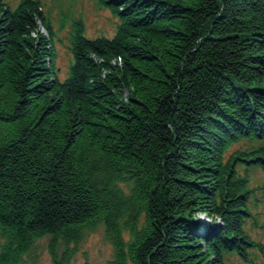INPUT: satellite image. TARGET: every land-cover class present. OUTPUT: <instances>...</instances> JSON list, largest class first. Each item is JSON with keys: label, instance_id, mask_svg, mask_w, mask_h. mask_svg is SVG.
<instances>
[{"label": "trees", "instance_id": "trees-1", "mask_svg": "<svg viewBox=\"0 0 264 264\" xmlns=\"http://www.w3.org/2000/svg\"><path fill=\"white\" fill-rule=\"evenodd\" d=\"M96 5L115 35L87 38L74 18L61 79L41 2L0 0V264L43 237L59 264L56 242L99 224L109 264L250 262L264 252L247 229L264 196L250 178L264 176V0Z\"/></svg>", "mask_w": 264, "mask_h": 264}, {"label": "rangeland", "instance_id": "rangeland-1", "mask_svg": "<svg viewBox=\"0 0 264 264\" xmlns=\"http://www.w3.org/2000/svg\"><path fill=\"white\" fill-rule=\"evenodd\" d=\"M43 11L46 14L51 27L56 33V51L58 54V68L61 79L68 77L72 55L69 50V34L71 21L80 18L84 23L85 36L87 38L105 37L111 39L116 32L118 20L108 10L101 9L96 5V0H39ZM12 9H16L21 0H6ZM39 31L47 35V31L38 22ZM251 183L255 187L264 184V176L258 170L250 171ZM124 187V185H122ZM259 200L254 209L256 216L255 223L249 222L248 231L254 242L264 246V196L262 191L256 193ZM204 217L197 219L203 227L212 231L215 224H211ZM126 236V234H124ZM49 237L37 240L29 252L22 256L21 264H53L50 254ZM56 261H64V256L68 257L65 264H109L113 257V249L105 237V230L102 224L92 229L84 230L80 239L76 243L66 245L62 241L56 242ZM250 262H245L237 255L228 256L227 264H264V252L252 250L249 253Z\"/></svg>", "mask_w": 264, "mask_h": 264}, {"label": "water", "instance_id": "water-1", "mask_svg": "<svg viewBox=\"0 0 264 264\" xmlns=\"http://www.w3.org/2000/svg\"><path fill=\"white\" fill-rule=\"evenodd\" d=\"M204 224H207V220L204 221ZM214 228V227H213Z\"/></svg>", "mask_w": 264, "mask_h": 264}]
</instances>
